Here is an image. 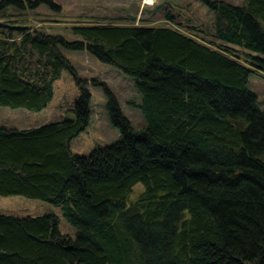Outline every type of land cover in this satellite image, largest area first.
Listing matches in <instances>:
<instances>
[{"label": "trees", "instance_id": "obj_1", "mask_svg": "<svg viewBox=\"0 0 264 264\" xmlns=\"http://www.w3.org/2000/svg\"><path fill=\"white\" fill-rule=\"evenodd\" d=\"M200 1L210 33L167 15L173 27L80 23L69 41L1 15L50 0H0V106L41 111L63 71L79 87L61 121L0 125V196L59 207L76 235L53 213L0 212V264H264V108L247 86L264 76V0ZM62 50L132 79L146 125L94 81L121 140L72 153L91 95Z\"/></svg>", "mask_w": 264, "mask_h": 264}, {"label": "rangeland", "instance_id": "obj_2", "mask_svg": "<svg viewBox=\"0 0 264 264\" xmlns=\"http://www.w3.org/2000/svg\"><path fill=\"white\" fill-rule=\"evenodd\" d=\"M25 1V0H21ZM36 2L37 0H29ZM50 5H39L35 9L17 11L7 9L1 15L7 19L27 23V26L52 35H62L69 41L78 40L71 28L80 23L119 24L139 27H173L166 16L175 18V26L183 31L200 29L211 32L212 15L200 0H50ZM239 6L243 0H218ZM23 13V15H19ZM17 15V16H15ZM15 16V18H14ZM6 20V19H5ZM8 21V20H7ZM201 35V34H199ZM75 69L79 78L87 81L90 99V121L88 126L70 143L74 154L88 156L98 146L104 147L121 140L119 131L112 126L107 112V98L101 82L116 97L120 108L135 129L146 125L142 112L137 106L140 98L132 79L118 69L103 64L86 52L62 50ZM249 90L258 97V106L264 108V76L253 72L248 79ZM79 96V87L68 71H63L53 84V99L41 111L24 108L12 109L0 106V125L18 129L33 128L61 121L71 110ZM264 161V156L262 157ZM140 186H136L129 196L132 200ZM0 212L19 217H36L53 213L59 218V230L75 237L76 230L63 218L61 209L51 204L22 196H0Z\"/></svg>", "mask_w": 264, "mask_h": 264}, {"label": "bare ground", "instance_id": "obj_3", "mask_svg": "<svg viewBox=\"0 0 264 264\" xmlns=\"http://www.w3.org/2000/svg\"><path fill=\"white\" fill-rule=\"evenodd\" d=\"M148 1H150V0H148Z\"/></svg>", "mask_w": 264, "mask_h": 264}]
</instances>
